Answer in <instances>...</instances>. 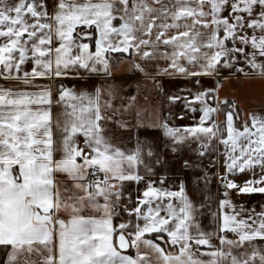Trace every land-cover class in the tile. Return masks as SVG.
I'll return each instance as SVG.
<instances>
[{
    "label": "snow or ice",
    "instance_id": "obj_1",
    "mask_svg": "<svg viewBox=\"0 0 264 264\" xmlns=\"http://www.w3.org/2000/svg\"><path fill=\"white\" fill-rule=\"evenodd\" d=\"M228 81L264 85V0H0V264H264Z\"/></svg>",
    "mask_w": 264,
    "mask_h": 264
},
{
    "label": "crops",
    "instance_id": "obj_2",
    "mask_svg": "<svg viewBox=\"0 0 264 264\" xmlns=\"http://www.w3.org/2000/svg\"><path fill=\"white\" fill-rule=\"evenodd\" d=\"M127 71L126 66H121L118 71L114 73V78L116 80H128L130 77L126 76L125 73ZM128 90L134 91V87L131 85H125ZM264 94V85L260 82H252V81H244L237 83L235 81L225 82V85L221 91V95L227 96L229 98L237 99L242 105L246 100H259L261 95ZM114 134L116 136L122 135L121 132L115 131Z\"/></svg>",
    "mask_w": 264,
    "mask_h": 264
}]
</instances>
